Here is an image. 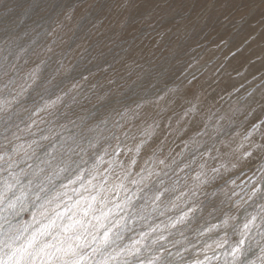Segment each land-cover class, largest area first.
Listing matches in <instances>:
<instances>
[{
  "label": "clouds",
  "instance_id": "9594fccd",
  "mask_svg": "<svg viewBox=\"0 0 264 264\" xmlns=\"http://www.w3.org/2000/svg\"><path fill=\"white\" fill-rule=\"evenodd\" d=\"M0 264H264V0L0 27Z\"/></svg>",
  "mask_w": 264,
  "mask_h": 264
},
{
  "label": "rangeland",
  "instance_id": "374dc122",
  "mask_svg": "<svg viewBox=\"0 0 264 264\" xmlns=\"http://www.w3.org/2000/svg\"><path fill=\"white\" fill-rule=\"evenodd\" d=\"M40 0H12V11L7 13H0V27L5 26L6 24L10 23H16V24H23L24 21H26L33 12L37 9L39 6ZM249 3V0H233V7L241 8ZM187 7V5H184ZM256 29L249 28L248 34H251V32H254ZM228 33L225 32L221 34L220 39L224 38ZM246 38L241 36H234L232 42L230 43V48L236 46L237 43L242 42V39ZM218 42V41H214ZM252 45H249L248 47H251ZM227 54L226 52L224 53ZM244 58L243 53H239L237 57L233 58V61L237 59ZM233 61H230L231 64Z\"/></svg>",
  "mask_w": 264,
  "mask_h": 264
}]
</instances>
